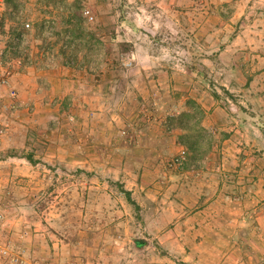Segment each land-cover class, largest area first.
<instances>
[{
	"label": "rangeland",
	"instance_id": "obj_1",
	"mask_svg": "<svg viewBox=\"0 0 264 264\" xmlns=\"http://www.w3.org/2000/svg\"><path fill=\"white\" fill-rule=\"evenodd\" d=\"M0 9H12L0 10V56L9 50L14 72L88 77L70 96L36 80L35 100L12 79L23 104L6 113L0 139V210L23 264L222 262L227 239L197 230L235 232L232 245L264 264V0H0ZM22 22L25 40L6 43L3 26L14 38ZM97 84L101 103L91 90L93 108L74 104ZM188 99L211 136L196 151L182 139L196 124L180 116ZM182 148L185 162L172 164ZM202 242L209 260L194 251Z\"/></svg>",
	"mask_w": 264,
	"mask_h": 264
},
{
	"label": "crops",
	"instance_id": "obj_2",
	"mask_svg": "<svg viewBox=\"0 0 264 264\" xmlns=\"http://www.w3.org/2000/svg\"><path fill=\"white\" fill-rule=\"evenodd\" d=\"M0 10H4L2 11L3 13H1L2 16L6 15L7 13H10V11L12 9H0ZM7 27V26H6ZM6 27L3 26L2 29V39L5 37V41L6 43L8 42H12L13 40L15 41L14 38H12L13 34L11 35V33L14 32V26L11 29L12 32L9 31H5ZM8 32V33H7ZM7 33V34H6ZM9 35V36H8ZM9 37V40H6ZM4 50V49H3ZM37 70V73L34 72H30V77L25 75V72L23 71H18V72H14V76H13V80L14 83L16 84V86H18L21 90L22 93L26 92V93H30V97L27 99H36L35 94H34V89L35 88L33 85H35L36 80H38L37 82L40 84H45L47 85L46 88L48 89H52L54 94H57L58 92H61L63 94H68V96H70V94L74 95L75 92L71 93L70 91L68 93H65L64 91L67 89V87H69L70 85H72L73 82H79V81H83L84 80V76L81 75V78H77V76L73 73H69V77H65L64 75H59V77H57L56 75H47L45 77H43L44 75L42 74V71L39 70V68H35ZM47 78V79H46ZM88 79V77H86ZM85 78V79H86ZM76 79V80H74ZM102 83V80H97L96 83ZM96 85V84H95ZM102 84H97L96 88L94 87V89H89L87 91L84 92V95L82 97V95H80L81 97L78 100H75L74 98V104L78 103L79 106H82L83 109L89 110L90 108H93V102L95 101V96H94V92L93 95L91 93V90L97 91L96 94H99V101L100 103L103 100V96L100 91V89L103 87ZM74 86H77L76 83H74ZM29 89V91H28ZM89 92V93H88ZM101 95V96H100ZM70 100V97H66L63 100H60V105H64L65 102H67V100ZM69 105H72L69 103ZM65 107V106H64ZM229 157H231V154L229 155ZM197 237L198 235L203 236L204 238H213V239H217V238H225L227 239L226 244L229 245V247L223 249V261L219 263L222 264H252L249 260L250 256L248 257V251L249 249L246 248H238L232 245L233 243V237L235 236V232H232L230 230H205V231H196ZM248 233L244 232L241 235L246 236ZM214 244H212L213 246ZM194 251L196 252V255L199 252V256L200 259L204 260V259H210V255H212V252H210L207 249L203 248V242L202 243H198L197 245L194 246ZM255 250H257V248H254ZM218 256L220 253H216ZM218 263V264H219ZM203 264V263H202Z\"/></svg>",
	"mask_w": 264,
	"mask_h": 264
},
{
	"label": "built area",
	"instance_id": "obj_3",
	"mask_svg": "<svg viewBox=\"0 0 264 264\" xmlns=\"http://www.w3.org/2000/svg\"><path fill=\"white\" fill-rule=\"evenodd\" d=\"M83 15L88 20H93L94 16L90 9H84ZM31 27L29 22H22L21 29L14 34V45L23 42L26 38V31ZM14 48V47H13ZM7 49L1 51L0 56V139L8 131V121L6 113L15 111L22 107L17 89L12 85L14 71L11 67L12 60L7 57ZM187 158V150L182 148L179 154L173 159L172 164L180 165ZM0 259L7 263L23 264L22 251L16 248L11 238H9L6 228V214L0 210Z\"/></svg>",
	"mask_w": 264,
	"mask_h": 264
},
{
	"label": "trees",
	"instance_id": "obj_4",
	"mask_svg": "<svg viewBox=\"0 0 264 264\" xmlns=\"http://www.w3.org/2000/svg\"><path fill=\"white\" fill-rule=\"evenodd\" d=\"M187 106L189 107V109L183 111L180 116L184 118L192 117L196 119V124L194 128L190 126L184 127V125H181L185 128L187 132L185 135H182V139L186 138L189 147L196 151V148H198L199 145H202L204 143H208V145H210L211 136L208 134L206 128L202 125V119L205 113L203 107L194 99H188ZM125 193L129 197V200L132 201L130 193L128 191H125Z\"/></svg>",
	"mask_w": 264,
	"mask_h": 264
}]
</instances>
